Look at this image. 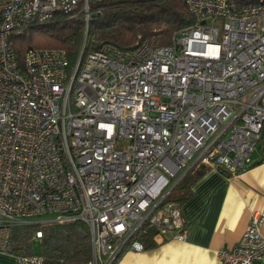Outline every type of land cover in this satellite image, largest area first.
<instances>
[{"label": "built area", "instance_id": "2783aa9c", "mask_svg": "<svg viewBox=\"0 0 264 264\" xmlns=\"http://www.w3.org/2000/svg\"><path fill=\"white\" fill-rule=\"evenodd\" d=\"M98 1L0 0V251L10 228L28 224L81 223L89 264L142 251L147 230L153 242L183 241L186 223L168 197L185 173L198 163L237 176L257 151L264 0H186L196 23L165 46L104 43L82 58L83 42L73 64L61 48L18 58L11 33L77 10L86 33ZM262 227L264 209L218 252L221 263L264 260Z\"/></svg>", "mask_w": 264, "mask_h": 264}, {"label": "trees", "instance_id": "16d2710c", "mask_svg": "<svg viewBox=\"0 0 264 264\" xmlns=\"http://www.w3.org/2000/svg\"><path fill=\"white\" fill-rule=\"evenodd\" d=\"M85 33L84 15L56 12L44 21L29 23L10 34L18 58L28 47L61 48L67 53L70 64L82 49V58L108 43L119 50H131L147 41L151 46H165L174 36L192 27L196 18L188 10L186 0H99L91 5ZM264 154V132L258 143ZM202 164H194L177 183L168 200L181 206L191 197L192 187L206 172ZM79 229L83 235H78ZM36 230L40 239L43 264H89L91 249L86 228L78 222L68 224H28L9 229L3 252L14 255L34 254L31 238ZM147 230L140 236L145 248L155 246Z\"/></svg>", "mask_w": 264, "mask_h": 264}, {"label": "crops", "instance_id": "0c3cea01", "mask_svg": "<svg viewBox=\"0 0 264 264\" xmlns=\"http://www.w3.org/2000/svg\"><path fill=\"white\" fill-rule=\"evenodd\" d=\"M259 159L262 162L254 165ZM206 168L193 185L191 197L180 206L185 240L152 241L155 246L142 251H124L116 264H222L218 252L232 247L252 214L264 209V154L257 150L249 169L237 176L217 167ZM0 264H17V255L0 251Z\"/></svg>", "mask_w": 264, "mask_h": 264}, {"label": "rangeland", "instance_id": "374dc122", "mask_svg": "<svg viewBox=\"0 0 264 264\" xmlns=\"http://www.w3.org/2000/svg\"><path fill=\"white\" fill-rule=\"evenodd\" d=\"M257 150H259V149L257 148ZM42 218H43V216L36 217L37 220L38 219H42ZM31 247H32V252L35 253V254L40 253L41 250H42L41 244H40V242L38 240L32 241L31 242Z\"/></svg>", "mask_w": 264, "mask_h": 264}, {"label": "water", "instance_id": "95a60500", "mask_svg": "<svg viewBox=\"0 0 264 264\" xmlns=\"http://www.w3.org/2000/svg\"><path fill=\"white\" fill-rule=\"evenodd\" d=\"M262 162V159H259V160H257L255 163H254V165L255 164H259V163H261Z\"/></svg>", "mask_w": 264, "mask_h": 264}]
</instances>
